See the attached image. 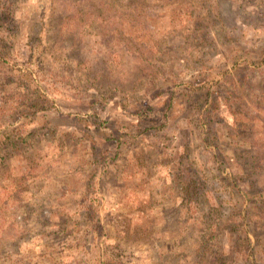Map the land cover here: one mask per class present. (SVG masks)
<instances>
[{
  "label": "rangeland",
  "instance_id": "1",
  "mask_svg": "<svg viewBox=\"0 0 264 264\" xmlns=\"http://www.w3.org/2000/svg\"><path fill=\"white\" fill-rule=\"evenodd\" d=\"M0 264H264V0H0Z\"/></svg>",
  "mask_w": 264,
  "mask_h": 264
},
{
  "label": "trees",
  "instance_id": "2",
  "mask_svg": "<svg viewBox=\"0 0 264 264\" xmlns=\"http://www.w3.org/2000/svg\"><path fill=\"white\" fill-rule=\"evenodd\" d=\"M40 109V108H39ZM38 110V109H37ZM41 110H45V108H41ZM106 164L102 165V168L97 169V174L99 175V178H102V176L104 175V170L105 169ZM95 200L97 202H101L102 201V195L99 193L98 190H95Z\"/></svg>",
  "mask_w": 264,
  "mask_h": 264
}]
</instances>
